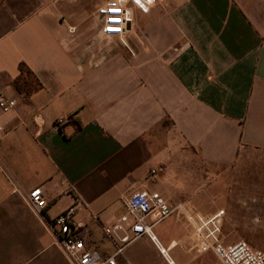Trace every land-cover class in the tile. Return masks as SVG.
Wrapping results in <instances>:
<instances>
[{
  "label": "crops",
  "instance_id": "crops-1",
  "mask_svg": "<svg viewBox=\"0 0 264 264\" xmlns=\"http://www.w3.org/2000/svg\"><path fill=\"white\" fill-rule=\"evenodd\" d=\"M107 1L0 0V90L17 101L0 110V264H73L48 221L77 203L87 246L114 254L103 227L159 173L172 204L169 171L203 215L224 213V238L264 213V0H158L126 44L102 31ZM159 259L143 237L118 264Z\"/></svg>",
  "mask_w": 264,
  "mask_h": 264
},
{
  "label": "built area",
  "instance_id": "built-area-1",
  "mask_svg": "<svg viewBox=\"0 0 264 264\" xmlns=\"http://www.w3.org/2000/svg\"><path fill=\"white\" fill-rule=\"evenodd\" d=\"M157 1L108 0L97 9L102 31L107 35L118 36L123 44H126L125 37L134 22L135 9L148 12ZM16 105L15 99H11L0 90L2 112H9ZM64 122L65 120H59L58 125ZM29 201L39 212L48 205L41 187L30 192ZM77 205L78 203L54 220L48 221L57 244L73 264H118V257L123 256L125 249L143 237H147L155 244L168 264H173L170 254L165 251L154 234L155 226L169 218L175 219L187 232L188 238L192 241L191 250L198 254L213 251L223 264H264V251L253 248L248 242L239 241L231 245L223 243L222 211L205 216L190 200L171 205L160 193L146 190L134 193L125 203L126 212L113 224L103 227L105 236L115 248L114 254L104 256L98 250L87 246L81 226L75 220Z\"/></svg>",
  "mask_w": 264,
  "mask_h": 264
},
{
  "label": "rangeland",
  "instance_id": "rangeland-1",
  "mask_svg": "<svg viewBox=\"0 0 264 264\" xmlns=\"http://www.w3.org/2000/svg\"><path fill=\"white\" fill-rule=\"evenodd\" d=\"M163 174L164 173H159L156 177H152L150 181L152 187H148L147 191L153 192L155 190L153 184L156 182V178ZM165 179V187L168 191L167 195L171 198V205L177 204L179 201L188 200L186 198L187 194H185L187 192L185 191L193 186L190 183L191 181H188V178L169 171L165 175ZM257 216L259 218L258 222H250L253 230L251 231L252 233H249V239H229L228 237L224 238L223 234V243L225 245H231L239 241H246L253 248L264 251V213H259ZM174 221L173 218H169L158 223L154 228V234L159 239L161 245L167 249L171 259L176 264H223L213 251L198 254L191 250L192 241L188 238L187 232L179 225V223L176 221L174 223ZM132 248L151 254L153 253L154 247L151 244L139 241L134 243ZM159 264L167 263L165 261L162 262L159 259Z\"/></svg>",
  "mask_w": 264,
  "mask_h": 264
},
{
  "label": "trees",
  "instance_id": "trees-1",
  "mask_svg": "<svg viewBox=\"0 0 264 264\" xmlns=\"http://www.w3.org/2000/svg\"><path fill=\"white\" fill-rule=\"evenodd\" d=\"M20 70L23 71V64L20 65ZM15 86H16V88H17L19 91H21V89H22V87L24 86V84L20 83V81L17 80V81L15 82Z\"/></svg>",
  "mask_w": 264,
  "mask_h": 264
},
{
  "label": "bare ground",
  "instance_id": "bare-ground-1",
  "mask_svg": "<svg viewBox=\"0 0 264 264\" xmlns=\"http://www.w3.org/2000/svg\"><path fill=\"white\" fill-rule=\"evenodd\" d=\"M164 248V247H163ZM165 249V248H164ZM165 251L168 253V251L165 249ZM173 264H175L174 262H173Z\"/></svg>",
  "mask_w": 264,
  "mask_h": 264
},
{
  "label": "snow or ice",
  "instance_id": "snow-or-ice-1",
  "mask_svg": "<svg viewBox=\"0 0 264 264\" xmlns=\"http://www.w3.org/2000/svg\"><path fill=\"white\" fill-rule=\"evenodd\" d=\"M137 2H139V0H137ZM118 11V10H117Z\"/></svg>",
  "mask_w": 264,
  "mask_h": 264
}]
</instances>
